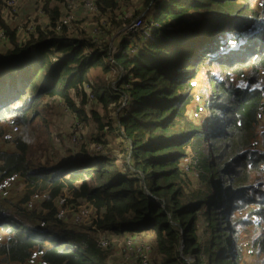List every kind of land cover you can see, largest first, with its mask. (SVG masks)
Listing matches in <instances>:
<instances>
[{
	"label": "trees",
	"instance_id": "trees-1",
	"mask_svg": "<svg viewBox=\"0 0 264 264\" xmlns=\"http://www.w3.org/2000/svg\"><path fill=\"white\" fill-rule=\"evenodd\" d=\"M53 1L61 4L48 10L55 28L66 13V0H48V5ZM97 5L98 14L76 21L73 32L97 24V19L105 21L109 45L124 25L120 27L117 17L106 23V17L121 0H98ZM151 5L149 13L155 16L149 29L155 40L144 43L146 35H140L131 43L134 34L127 33L111 53L109 47L86 48L88 42H98L68 36L65 29L60 36L37 29L28 41L18 43L16 31L4 27L13 37H7L10 45L0 52V123L15 121L24 128L33 120L29 110L44 97H63L71 109H80L67 96L73 91L75 100L86 103L85 85L92 100L105 108L120 106L127 96L114 115L120 127L111 121L107 126L108 133L123 129L118 137L126 142L125 158L129 154L131 163L119 167L114 157L82 146L75 149L88 154L85 159H61L55 167L40 168L39 160L28 164L26 138L12 139L16 149L0 152V182L21 175L32 188L24 203L36 187L49 194L43 204L46 212L0 200V264H24L35 249L49 264H110V247H100L93 234L66 231L55 205L65 187L97 212L95 233L137 234L134 240L144 236V247L157 255V264H249L243 251L264 255V228L254 238V249H242L231 240L236 234L231 211L240 208L235 207L237 201L242 207L258 200L255 214L263 217L258 224H264V194L256 200L247 195L264 177V123L258 119L259 114L264 118V0H153ZM219 32L234 37L213 38ZM228 42H235L236 48L213 55ZM210 65L216 69L206 74L212 95L203 106L211 113L205 125L189 114L190 81ZM115 72L110 84L107 75ZM202 110L198 112L203 117ZM83 116L86 119V113ZM93 119L100 121L98 116ZM71 132L76 146L79 133ZM73 150L70 146L60 151ZM194 176L205 192L188 189ZM141 177L153 197L144 192Z\"/></svg>",
	"mask_w": 264,
	"mask_h": 264
},
{
	"label": "rangeland",
	"instance_id": "rangeland-1",
	"mask_svg": "<svg viewBox=\"0 0 264 264\" xmlns=\"http://www.w3.org/2000/svg\"><path fill=\"white\" fill-rule=\"evenodd\" d=\"M58 6H61V4L55 1L48 5V0H21L17 7L13 9L7 7L3 1L0 0V28L4 30V27H9L10 29L15 30L18 43L19 41H28L31 34H33L37 29H41L43 31H54L57 36L63 35L62 31L65 29V34L68 36L75 37L80 35L84 36V39L89 41L98 42L95 44H89L88 42L86 48L90 46L102 48L109 47L108 41L110 37H106L105 35L107 32V24H105V21L100 22L97 18H93V20L97 19V24L84 25L83 28H80L81 31L78 33L73 32L76 27V21L73 22L70 27L56 24V27L52 28L50 26V16L48 10L54 9ZM150 6H152L150 3L148 6L142 5V3L140 4V0H134L132 2L130 0H121V6L117 7L116 11L110 16V18L108 19L105 16L107 21L106 23L111 20L113 21L114 18L117 17L119 21H121L120 27L124 25L121 30H124L134 19L142 17L143 26L135 33H130L134 34V36L131 35L132 40H130V42L137 43L134 41V37H139L140 35H146L144 43L152 42L155 39L154 36H151L152 31L150 32L151 29H149V24L153 22L155 14L153 16L150 15ZM62 7L65 9L64 4H62ZM253 11L254 9L251 10V12ZM133 17L135 18L132 19ZM60 19L61 17L58 22ZM10 29L7 31L4 30L5 39H0V46H2V48H0V52L5 50L10 45L7 39L8 36L10 38L13 37V33ZM226 30L227 29H225V31ZM250 35V33L245 34L244 38H241L242 43H246V38ZM101 37L104 38L105 42H101ZM215 37H220L219 39H226L227 37H234V35L231 33L221 34V32H219L213 36V38ZM213 38H211L209 42L213 47H216V43L213 42ZM83 43H85V41H83ZM226 45L227 48L219 46L218 51L213 55L220 56L222 52L228 53L236 48L235 42H228ZM114 46L115 44L111 46L112 49H114ZM139 46L143 47V44L140 43ZM213 55H211V57H213ZM208 69L214 70L216 69V66L210 65L202 68L198 72L197 77L190 81V84L192 85L190 95L193 97V104L190 107L191 111L189 114L194 120H198L200 123H205V125L209 123L211 118V113L207 112L203 108L212 95V87L206 75ZM116 75V72L113 75H107L108 82L109 79L112 80L110 84H114ZM85 89L87 91V102L84 104L75 100V97L77 96L73 91L68 93L67 96L68 100H70L76 108L80 109H71L66 98L44 97L40 100V104L38 106H36L33 110H29V113L33 115V120H31L27 126H24V128L15 121L0 123V152H13L16 149V146L14 140L12 139L18 136H23L26 138L28 145V164L32 165L35 161L39 160L41 163L40 168L55 167L61 159L66 161L85 159L89 155L80 149H75L82 146L88 147L92 152L101 151L106 156L114 157L116 164L119 167H123L125 161L131 163L129 154L125 158L126 142L122 138L118 137V135L123 132V129H115L112 133H108L109 127L107 126V123L111 121V125H113V127H116L115 125L119 127V121L117 118H114V115H117V112L125 106L127 96L124 97L120 106H109L105 108L102 104L92 100L94 97L90 94L91 89L88 85H85ZM213 92L216 93L215 90ZM200 109H203L201 112L203 117L198 112ZM84 113H86V119L83 116ZM94 116L100 117V121L93 119ZM258 119L264 123L262 114H259ZM72 130H76L79 133V143L76 146H73L72 143ZM254 145H257V141L254 142ZM70 146L74 148L73 151L69 153L60 151L64 147ZM206 148H209L208 144H206ZM129 149L130 147L128 146V150ZM4 181L5 180L1 181L0 185ZM78 186L79 183L74 185V187ZM188 189L200 192L206 191L204 185L198 184V178L196 176L193 177L192 184L188 186ZM28 190L29 188L27 185H24L23 181L19 178L11 185L8 190V194H3L2 189H0V200L20 205L22 207H27L31 210L46 212L47 210L43 208V204L48 197V190L36 187L34 190H37L36 192L39 194V198L31 199L30 196L27 203H24L23 199H25L26 194L29 192ZM72 191V189L65 187L62 190L61 195L55 199V205H59L58 217H60V215L61 217H64L60 219L66 224V231L90 237L91 234H93L100 247H110V255L112 257L110 264H157V255L151 253L150 250H148V252L139 250L140 247H144L146 245L144 242L146 237L143 236L138 240H134V236L123 232L114 233L112 231H105L95 233L93 231V221L98 218L97 212L88 203H85L83 199L75 198ZM262 194H264V177L262 182H259L256 187L251 186L247 191V195L251 200L259 199L262 197ZM258 202L259 201L256 200L255 205L247 204L246 206L241 207L240 202L237 201L235 203V207L236 205H240V208L238 210L234 209L231 211L234 231L236 232V234L231 236V240L235 241V245L241 246L242 249L244 245H251L254 249V238L257 237L264 228V224H258L263 217L255 214V211L258 208ZM169 220L172 225L179 227L180 232L182 231L179 222L173 220L170 215ZM221 221L225 223L228 220L226 218ZM197 222H199V219ZM49 231L51 232V230ZM183 239L181 241V249L183 247ZM207 239L208 238L205 236V241ZM246 256V260H248L249 264H264V255L259 258L256 251L252 253L243 251V257Z\"/></svg>",
	"mask_w": 264,
	"mask_h": 264
},
{
	"label": "built area",
	"instance_id": "built-area-1",
	"mask_svg": "<svg viewBox=\"0 0 264 264\" xmlns=\"http://www.w3.org/2000/svg\"><path fill=\"white\" fill-rule=\"evenodd\" d=\"M3 3L10 8L15 9L21 0H2ZM98 0H66L64 2L66 13L61 16L60 21L57 23L58 25L70 27L71 24L75 21H80L85 19L90 15L98 14L99 8L97 5ZM143 26L142 17H138L134 19L121 33V29L117 32L116 35H112L111 40L109 42V53L112 52V45L115 44L114 48H116L120 41V38L127 33H135L139 28ZM0 39H5V32L2 28H0ZM110 60L113 62L112 58ZM21 179L24 185H27V181L21 175H12L5 179V181L0 185V189H2L3 194H8V190L11 185L17 181V179ZM32 190V188H29ZM37 190H33L30 194L31 199H38L39 194L36 192ZM62 214V212H61ZM61 217V215H60ZM139 250H143L147 252V247H140ZM49 264L42 258V251L39 249L33 250L27 261L24 264Z\"/></svg>",
	"mask_w": 264,
	"mask_h": 264
},
{
	"label": "water",
	"instance_id": "water-1",
	"mask_svg": "<svg viewBox=\"0 0 264 264\" xmlns=\"http://www.w3.org/2000/svg\"><path fill=\"white\" fill-rule=\"evenodd\" d=\"M152 2H153V0L150 2V5L152 4ZM123 31L121 30V33H122ZM1 45V44H0ZM0 48H2V46H0ZM127 98V97H126ZM120 127V126H119ZM131 141H130V146H131ZM129 153H131V150H130V152ZM141 174V173H140ZM142 178V181H141V183H142V185H143V187H144V192L145 193H147L150 197H153L152 195H151V193L146 189V186H145V184H144V179H143V177H141ZM161 207H163L164 208V201H163V203L161 204ZM182 239H183V236H182ZM184 240V239H183Z\"/></svg>",
	"mask_w": 264,
	"mask_h": 264
},
{
	"label": "crops",
	"instance_id": "crops-1",
	"mask_svg": "<svg viewBox=\"0 0 264 264\" xmlns=\"http://www.w3.org/2000/svg\"><path fill=\"white\" fill-rule=\"evenodd\" d=\"M117 33L113 34V35H116ZM80 38H83L84 39V36H81ZM131 236H136V234H131ZM112 261V257L109 258L108 262L111 263Z\"/></svg>",
	"mask_w": 264,
	"mask_h": 264
}]
</instances>
